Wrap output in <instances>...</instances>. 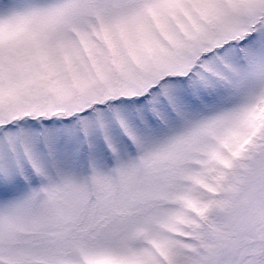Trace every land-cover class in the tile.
<instances>
[{
	"label": "snow or ice",
	"instance_id": "snow-or-ice-1",
	"mask_svg": "<svg viewBox=\"0 0 264 264\" xmlns=\"http://www.w3.org/2000/svg\"><path fill=\"white\" fill-rule=\"evenodd\" d=\"M0 264H264V0H0Z\"/></svg>",
	"mask_w": 264,
	"mask_h": 264
}]
</instances>
